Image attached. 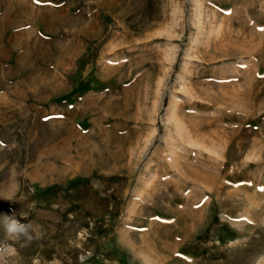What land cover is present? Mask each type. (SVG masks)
<instances>
[{
  "label": "rangeland",
  "instance_id": "1",
  "mask_svg": "<svg viewBox=\"0 0 264 264\" xmlns=\"http://www.w3.org/2000/svg\"><path fill=\"white\" fill-rule=\"evenodd\" d=\"M5 214L6 264H254L264 0H0Z\"/></svg>",
  "mask_w": 264,
  "mask_h": 264
},
{
  "label": "clouds",
  "instance_id": "2",
  "mask_svg": "<svg viewBox=\"0 0 264 264\" xmlns=\"http://www.w3.org/2000/svg\"><path fill=\"white\" fill-rule=\"evenodd\" d=\"M26 218V216L22 215ZM0 224H2L6 235L14 239H24L28 242L38 240L43 233L33 221L27 223L21 222L14 215L0 216ZM15 250L7 243H0V264H6L7 258L14 254ZM254 264H264V254H260L254 258Z\"/></svg>",
  "mask_w": 264,
  "mask_h": 264
},
{
  "label": "snow or ice",
  "instance_id": "3",
  "mask_svg": "<svg viewBox=\"0 0 264 264\" xmlns=\"http://www.w3.org/2000/svg\"><path fill=\"white\" fill-rule=\"evenodd\" d=\"M36 2H37V3H39V2H40V0H36Z\"/></svg>",
  "mask_w": 264,
  "mask_h": 264
}]
</instances>
